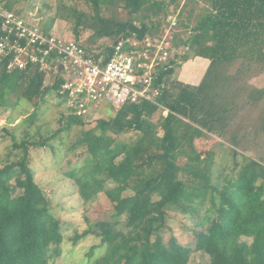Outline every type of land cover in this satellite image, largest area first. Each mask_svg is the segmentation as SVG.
<instances>
[{"label": "trees", "instance_id": "trees-1", "mask_svg": "<svg viewBox=\"0 0 264 264\" xmlns=\"http://www.w3.org/2000/svg\"><path fill=\"white\" fill-rule=\"evenodd\" d=\"M79 1L91 12L71 9L74 39L87 50L109 53L125 37H160L167 16L177 12L170 43L176 50L187 48L178 59L183 63L200 57L208 66L197 86L174 76L181 62L158 70L157 82L163 85L157 99L168 110L166 115L155 104L140 101L127 102L110 115L99 113L93 120L63 109L58 126L36 139L26 133L17 140L1 127L0 138L9 135L12 144L0 166V264H49L61 254L65 240L76 245L89 235L99 241L88 254L104 249L88 264H188L192 251L207 254L209 264H264V156L247 152L264 147L241 145L245 139L256 145V136H264V109L254 126L247 128L243 119L264 97V89H240L248 103L232 95V88L234 93L239 89L232 85L236 76L264 71V0ZM117 3L125 17L102 14L101 4L114 9ZM0 6L24 17L11 0L0 1ZM51 23L38 28L49 34ZM78 26L92 30L84 42ZM43 79L37 69L8 71L0 65V109L25 104L31 108L26 120L33 124L47 94L62 82L56 76L53 84L44 86ZM244 126L247 129L239 132ZM73 127L78 131L69 149L82 148L85 157L84 165L67 176L81 203L92 202L101 191L119 192L115 214L86 217L85 228L66 237L70 224L51 212L35 181L30 154L52 146ZM207 135L227 141L231 156V164L219 167L216 175L213 150L202 157L195 143ZM108 180L113 188L106 186ZM169 209L192 218L203 209L200 220L194 219L202 229L193 230V248L173 234L164 239Z\"/></svg>", "mask_w": 264, "mask_h": 264}, {"label": "rangeland", "instance_id": "rangeland-1", "mask_svg": "<svg viewBox=\"0 0 264 264\" xmlns=\"http://www.w3.org/2000/svg\"><path fill=\"white\" fill-rule=\"evenodd\" d=\"M0 1L3 3L4 0ZM11 1L16 8L22 9L23 15L27 21L35 24L39 28L47 26L52 22L49 34L64 39H74L75 36L73 31L75 27V15L72 14L71 9L76 7L78 10L91 12L90 6L79 0ZM199 10L200 9H198V11ZM101 12L103 15L114 13L117 18L125 17V11L121 9L118 3L114 9L111 7V4H109L107 8L104 4H101ZM169 15H174L176 17V24L175 26L173 25V29L171 28L173 32L177 25V12ZM163 25V28L166 30L171 24L166 18ZM78 28L80 29V31H78V37L84 42L92 33V30L89 28H82L81 26H78ZM173 33L171 35H173ZM187 34L189 36V33ZM191 56L192 54H190V57ZM194 61L197 62L198 60L194 59ZM194 61L189 60L184 66H178L174 71V76L179 77L184 74L183 77L194 80L193 75L188 72V66L192 65ZM238 64L235 63L232 65V69H230L228 73L235 75ZM203 71L204 67H199L197 76H201ZM250 76L249 73H244L239 77L236 76L237 79H234L235 82H232V85H239L237 91L245 93L241 90L247 88L246 85L248 86L249 83L247 80L250 79ZM249 81H251V79ZM252 89H254V87H252ZM233 90L234 88H232V91ZM28 108L29 110L26 109L25 104L20 103L14 109H0V128L5 127L11 131L17 140H20L26 133L36 139L40 134L47 135L58 126L57 119L60 116L61 110L64 109L59 99L52 93H49L45 97V103L41 106L34 123L28 125L26 117L29 111H31V108ZM260 110L261 108L259 110L254 109L251 114L243 117L246 127L255 125L259 119ZM89 111H91V115L96 114L94 111H101L100 113H103V115H110L113 113L110 107L105 103L100 104L98 109L90 107ZM239 124L242 123L239 122ZM242 126L243 125H241V127ZM87 127H89V125ZM77 131L78 128L73 127L68 134H63L61 138L55 139L52 142V146L33 149L30 154L31 165L35 172V181L43 188L50 202L51 212L59 216L61 220L68 221L70 224L69 230L66 232V237L72 236L74 231L81 232L85 228L86 224L84 220L86 217L90 220H95L108 218L112 214H115L114 204L116 203L115 199L118 198L117 192H119L117 189L109 195L101 191L97 193L92 202L87 204L81 203L76 193L73 180L67 176V173L72 169H80L84 165L85 151L82 148H77L75 150L69 149L70 144L75 140ZM236 131L237 129L235 132ZM195 143L197 149L201 151L202 157L206 154V151L213 150L215 156L213 171L215 175L219 171V167H226L231 164V156L228 153V145L226 144L227 141H224V139L216 135H207L204 138L196 140ZM11 144L12 139L9 135L0 138V166L6 161L5 154L9 151ZM247 152L254 156H258V153L264 156V149L261 148L255 151L253 148L248 149ZM224 172L227 171L223 170V173ZM106 186L113 188L114 182L108 180ZM127 193L126 191L122 193V195ZM202 211L203 209H200V211L193 216L194 218H192L191 216H184L174 209H169L166 214V227L162 230L164 239L167 240L170 235L173 234L177 237L179 242L193 248V230L202 229V226H196L194 224V219L200 220ZM98 241L99 239L92 235L82 238L76 245H72L69 240H65L61 245V254L50 260L49 264H88L89 261L92 262L95 258L100 256L104 249V246H102L96 248L93 253H87L91 245L97 244ZM119 262L120 261H117L116 263L119 264ZM197 263L209 264L208 255L201 251H192L188 264Z\"/></svg>", "mask_w": 264, "mask_h": 264}, {"label": "built area", "instance_id": "built-area-1", "mask_svg": "<svg viewBox=\"0 0 264 264\" xmlns=\"http://www.w3.org/2000/svg\"><path fill=\"white\" fill-rule=\"evenodd\" d=\"M167 19L171 25L160 37H125L111 52L95 54L75 39L47 34L0 6V65L8 71L37 69L44 74V86L53 84L56 76L61 78L52 94L68 113L86 120L99 115L101 111L91 115L89 108L98 109L102 103L117 112L127 102L149 101L166 115L168 110L157 99L163 85L157 82L158 70L180 63L177 55L187 51L171 46L176 17Z\"/></svg>", "mask_w": 264, "mask_h": 264}, {"label": "crops", "instance_id": "crops-1", "mask_svg": "<svg viewBox=\"0 0 264 264\" xmlns=\"http://www.w3.org/2000/svg\"><path fill=\"white\" fill-rule=\"evenodd\" d=\"M194 59L195 60H198V61L196 62V61H194ZM189 60H193L194 61V63H192V65L188 66V72H190V74L193 75L194 80H190L189 78L183 77L184 74L182 76L177 77V79L180 80V81H182V82H184V83L191 84L193 86H197L200 83V81H201V79H202V77H203V75H204V73L206 71V68L208 66V61L206 59L200 58V57H196V58L189 59ZM188 61L182 63L180 66H184L185 63H187ZM199 67H202V68L204 67V71H203V73H202L201 76H197V73L199 71ZM250 79H251V81H249ZM250 79L247 80V82H249L248 83V86L254 87L255 89H264V71L258 72L256 74L250 76ZM190 81H192V82H190ZM248 86L246 85V87H248ZM233 91H232V95L234 94V96L236 97V100L237 99H239V100H246V96L244 95L246 93H242L240 91L239 92H236V93H233ZM246 102L248 103L247 100H246ZM260 108H261V110L264 109V97L261 98V100L259 101V103L253 108V110L254 109L259 110ZM246 112L248 113V110ZM241 113H242V111L240 112V115H241ZM247 128L244 127L242 129H239V132H243ZM256 138L258 140V142L256 143V145H253L252 143L250 144V142H249L250 139L249 140L248 139H245L241 145H244L246 147H251V148L252 147L259 148V147L263 146L264 145V136H263V134H261V135L258 134L256 136ZM259 139L261 140L260 143H259Z\"/></svg>", "mask_w": 264, "mask_h": 264}]
</instances>
